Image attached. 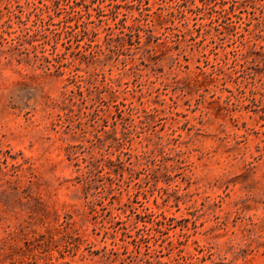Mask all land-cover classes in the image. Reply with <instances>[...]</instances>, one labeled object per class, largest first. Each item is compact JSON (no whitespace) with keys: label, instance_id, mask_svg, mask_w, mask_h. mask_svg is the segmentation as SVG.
I'll return each mask as SVG.
<instances>
[{"label":"rangeland","instance_id":"374dc122","mask_svg":"<svg viewBox=\"0 0 264 264\" xmlns=\"http://www.w3.org/2000/svg\"><path fill=\"white\" fill-rule=\"evenodd\" d=\"M0 264H264V0H0Z\"/></svg>","mask_w":264,"mask_h":264}]
</instances>
